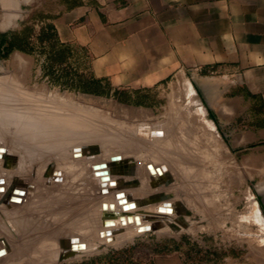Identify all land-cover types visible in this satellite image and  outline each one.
Instances as JSON below:
<instances>
[{
    "label": "rangeland",
    "instance_id": "374dc122",
    "mask_svg": "<svg viewBox=\"0 0 264 264\" xmlns=\"http://www.w3.org/2000/svg\"><path fill=\"white\" fill-rule=\"evenodd\" d=\"M76 3L0 0V104L4 105L0 115L10 113L7 98L13 96L18 97L20 107L35 103L56 112L55 107L62 104V112L76 110L87 121L84 131L90 135L79 152L67 150L61 164L58 154L49 151L44 176L36 162L34 169L20 170L19 161L13 167L12 160H1L0 174L7 178L1 177L0 182L4 185L9 181L13 187L9 200L21 201L28 193L18 214L6 216L0 211L1 264H264L261 101L217 66L167 69L147 61L145 68H127L122 82H115L116 76L98 77L86 46L60 40L66 49L59 51L49 47L52 32L42 35L60 11ZM3 118L0 116V137L9 132ZM173 131L180 135L189 131L188 144L183 136L173 141ZM104 138L107 141L102 142ZM109 154L114 155L109 159L110 174L115 175L113 185L98 182L91 169L92 163L108 159ZM178 158L195 170L188 172L189 181L180 173L168 174L162 165L164 159L174 163ZM102 165L105 167L98 168ZM126 165H134L136 174L128 175ZM106 167L105 163L94 165L101 181L110 179V175H103ZM118 167L122 172L113 173L112 168ZM119 178L138 182L125 189L144 191L143 196L141 192L133 194L146 197L142 211L168 201L169 194L160 185L172 187V198L187 209L183 221H173L175 216L168 212L165 218L171 221L165 227L147 224L140 232H134V226L97 236L100 223L88 222L96 217L101 202L121 189L122 185L116 184ZM59 192L61 203L53 204ZM162 194L164 199H148ZM47 208L62 209V222L50 223L52 215L44 213ZM34 209L36 216L32 217ZM60 224L62 230L71 231L70 236L86 237L92 243L60 259L31 258L26 243L28 229L34 225V231L51 235ZM87 228L90 230L80 234ZM67 244L63 242L62 247ZM70 245L74 250L76 245Z\"/></svg>",
    "mask_w": 264,
    "mask_h": 264
},
{
    "label": "crops",
    "instance_id": "0c3cea01",
    "mask_svg": "<svg viewBox=\"0 0 264 264\" xmlns=\"http://www.w3.org/2000/svg\"><path fill=\"white\" fill-rule=\"evenodd\" d=\"M54 25L62 42L89 49L98 77L122 82L147 61L217 66L264 106V0H77Z\"/></svg>",
    "mask_w": 264,
    "mask_h": 264
},
{
    "label": "bare ground",
    "instance_id": "6f19581e",
    "mask_svg": "<svg viewBox=\"0 0 264 264\" xmlns=\"http://www.w3.org/2000/svg\"><path fill=\"white\" fill-rule=\"evenodd\" d=\"M11 98L12 99L7 98L9 102H11L8 103V105H10L11 108L6 109L7 112L10 113H6V115H0L1 117H4L3 125H5L9 130L7 136L0 137V164H1V160L3 159L5 161L12 160V165L13 167H15L19 161L20 170H25L28 167L34 169L35 168L34 163L36 162L38 166L37 167L38 170L42 171L43 172L42 174L44 176V173L48 167L49 158H46V156L49 153V151L52 150L58 154L57 158L61 164L62 155H64L67 150L71 148L72 151L79 152V150L84 146L83 141L88 140L90 138V135L84 131L85 130L84 128L87 127V123H86L87 121L86 120L84 121V119H82L83 117L80 114H77L78 112H76V110L75 113L62 112V108H63L62 104H58L57 107H55L57 109L56 112L50 111L48 110V108L46 109L35 103L27 104L25 106L20 107L19 104L17 103L18 97L13 96ZM3 106H4L3 104H0V110L4 109L2 108ZM180 129H177V131ZM175 132L173 131L172 134L173 141L183 136V140L186 143V141H189L192 136V134L189 131L183 132L182 135H180L179 132H176L179 134L176 135ZM146 135H148L150 138L152 134L146 133ZM8 136L12 137V139ZM152 137L156 139V135ZM114 139H117L118 141L122 140L123 142H128L126 139H120V138H114ZM101 140L102 142L107 141L105 138ZM187 144L188 143H186V145ZM188 146L191 147L190 145ZM7 148L9 149L8 151ZM108 151L109 149L107 150V152ZM10 152H14V153L11 154ZM113 156H114L113 154H109L108 159L106 157H103L104 159H100L92 163L91 165L92 176L98 182L106 185H113V179L115 175L110 174L112 165H111V161L109 160L112 159ZM127 157H129L128 153H127ZM162 162H163L162 165L166 166L165 170L168 171L167 172L168 174L170 172H174L177 174L180 173L183 176V178H185V181H189L188 178L190 177L188 176V172H195V170H193L192 167L189 168L188 166L187 167L184 166L185 162L183 159L178 158V160H176V162L174 163L170 161L169 163H167L168 161H166L165 159ZM101 163H105L107 165V167L105 168V170L107 171L103 173V175H110L109 176L110 179L108 181H101L100 177H96L95 175L96 169L94 168V165ZM100 167H105V166L102 165L99 166L98 168ZM126 167L129 169V171H127L129 172L128 175L136 174V169L134 168V165L131 166L126 165ZM121 168L122 167L112 168V172L113 171L122 172ZM59 169L62 170V167L61 168L59 167ZM20 170L18 172L21 173L24 172ZM15 171L7 172V173L11 174ZM48 174L50 175V178H52V174L50 171ZM98 174H102V173H98ZM5 176L6 174L5 175L0 174V178ZM5 178H7V176ZM106 178L107 177L102 176V179H106ZM63 179H65V176ZM141 179L142 178H140L138 181H140ZM137 183L138 182L136 181L126 182L125 180H120V178L119 180H117L116 184L122 185L121 189H118L117 191L114 192V194L108 196V199H106V201H102L100 205V209L96 213V217L95 218L91 217L90 221L88 222V224L100 223L97 229V236L106 237L108 234L112 232H115L116 234L120 231L121 232L128 231L130 228L132 229V227L134 226L135 229L133 231L138 232L139 230L143 229L147 224H151L153 226L157 225L159 228L165 227L171 221L168 218H165V215H167L168 212L170 216L172 215L175 216V219L173 221L175 222L183 221L187 209L183 204L178 202L176 199L172 198L171 196L173 195L171 190L172 187L170 186L163 187V185H160L159 188L166 189L167 194H169L168 201H166L164 204L155 205L153 209L145 208L147 210L142 211L141 207L144 204L145 201L144 198L146 197H141V196L135 197L133 194L135 192H141L143 196L145 195L144 191L140 189H133V190L125 189L128 187L131 188L130 186L137 185ZM53 184L59 186V184L56 182H54ZM183 185L184 184H182V186ZM0 186H2L0 187V191H4V192H0V199H2V201L0 202V211L2 213L4 212L5 214L4 213L3 214L6 216L18 214L19 212L18 210L23 205L24 199L28 196V193L26 192V194L24 195L21 201H11V200H15V198L12 197L11 200H9V197L12 194L11 192L13 191V187L11 188L9 186V181H6L4 185L2 182H0ZM174 188H178V187L174 186ZM60 190L62 191V189ZM14 193L17 192L15 191ZM60 193L61 192L57 194L58 196L53 201V204L61 203L62 196L60 195H62V193L61 194ZM162 198L163 199L165 198L163 194L162 196L161 195L150 196L148 199L150 200V202H154ZM132 201L136 202L135 206H131L130 202ZM104 203H107V205H105L103 209ZM47 210L49 211L48 212L44 211L45 215H52L51 218L52 222L50 223H57L58 221L62 220V209L56 210L55 208L52 209L47 208ZM34 211L35 209L32 210L33 213L32 217L36 216L35 214L36 212L34 213ZM133 216L136 217L135 222L134 221L132 222ZM69 218L70 215L68 219ZM131 223H136V224L131 226ZM138 223H140V226L138 225ZM34 229L35 226L33 225L32 228L28 229L27 231L28 232V235L26 236L27 251L30 252L28 253V255L31 258L35 257L38 258L39 260L41 259L42 261L60 259L72 253L82 251L87 247H89L90 243H92L91 239H88L86 237L82 238V237H78L77 235L70 236L71 231L67 232L62 230V224H60L57 231L53 232L51 235H49L46 231H43L42 234L38 233L39 231L36 232L34 231ZM89 230H90L89 228H87V230L86 229L82 230L80 231V234H85ZM74 232H76V230ZM77 233H79V231H77ZM121 236L122 238L124 237V235ZM63 242L65 243L68 242L67 246L64 245V247H62ZM87 242L88 244L82 245V243H87ZM73 243L74 245H76L75 246L76 250L75 249L73 250V248L70 245ZM2 261L4 260L0 256V264Z\"/></svg>",
    "mask_w": 264,
    "mask_h": 264
},
{
    "label": "trees",
    "instance_id": "16d2710c",
    "mask_svg": "<svg viewBox=\"0 0 264 264\" xmlns=\"http://www.w3.org/2000/svg\"><path fill=\"white\" fill-rule=\"evenodd\" d=\"M50 31L53 33L54 37L53 39H51L52 37H50L48 43H49V47L53 48V49H57L59 51L61 50H65L66 47H63L62 44H61V41H60V38L58 36V33H57V29L55 27L54 24L52 23H49L47 24L44 29L42 30V35H45L47 34V32Z\"/></svg>",
    "mask_w": 264,
    "mask_h": 264
},
{
    "label": "water",
    "instance_id": "95a60500",
    "mask_svg": "<svg viewBox=\"0 0 264 264\" xmlns=\"http://www.w3.org/2000/svg\"><path fill=\"white\" fill-rule=\"evenodd\" d=\"M136 202L134 201L133 203H130L131 204V206H135L136 204H135ZM147 229H149V228H147Z\"/></svg>",
    "mask_w": 264,
    "mask_h": 264
}]
</instances>
